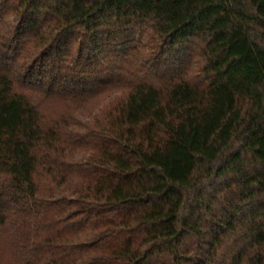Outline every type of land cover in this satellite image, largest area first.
Masks as SVG:
<instances>
[{
    "label": "trees",
    "instance_id": "obj_1",
    "mask_svg": "<svg viewBox=\"0 0 264 264\" xmlns=\"http://www.w3.org/2000/svg\"><path fill=\"white\" fill-rule=\"evenodd\" d=\"M4 264H264V0H0Z\"/></svg>",
    "mask_w": 264,
    "mask_h": 264
},
{
    "label": "rangeland",
    "instance_id": "obj_2",
    "mask_svg": "<svg viewBox=\"0 0 264 264\" xmlns=\"http://www.w3.org/2000/svg\"><path fill=\"white\" fill-rule=\"evenodd\" d=\"M7 257H8L7 254L6 255L3 254V256L0 257V260H4L5 261L7 259ZM0 264H4V262H1Z\"/></svg>",
    "mask_w": 264,
    "mask_h": 264
}]
</instances>
